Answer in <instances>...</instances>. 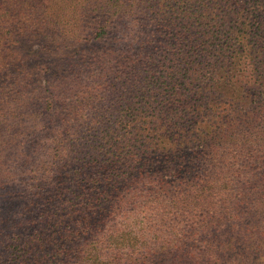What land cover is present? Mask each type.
Here are the masks:
<instances>
[{
  "label": "trees",
  "instance_id": "obj_1",
  "mask_svg": "<svg viewBox=\"0 0 264 264\" xmlns=\"http://www.w3.org/2000/svg\"><path fill=\"white\" fill-rule=\"evenodd\" d=\"M71 8L50 100L0 47V264H264V0Z\"/></svg>",
  "mask_w": 264,
  "mask_h": 264
},
{
  "label": "rangeland",
  "instance_id": "obj_2",
  "mask_svg": "<svg viewBox=\"0 0 264 264\" xmlns=\"http://www.w3.org/2000/svg\"><path fill=\"white\" fill-rule=\"evenodd\" d=\"M74 1L76 0H0V47L7 51L10 48L18 49L20 58L28 55L29 62L26 63L28 70H32L38 62L32 51H40L37 54L42 56L44 62L35 69L36 79L34 76L28 77L27 81L20 80L19 85L22 87L23 83L26 84L29 93L42 94L43 99L50 100L56 87L65 82V80L52 81L53 77L48 79L45 70L48 60L51 61L52 57L54 59L60 55L65 57L71 54L70 51L76 46V43L68 42L72 32V27L69 25L72 23L71 6ZM66 23L67 25L61 30L63 38L57 39V28ZM5 33L12 34L10 42H5V38L10 37V34L6 36ZM93 36L90 33L85 35L84 39H91ZM41 38L47 40L46 43L40 40ZM54 40H57V43ZM2 104L0 102V110L4 108ZM6 108L9 109L10 106ZM171 241L172 239L168 237V242L165 243ZM158 243L154 242L152 246L157 247ZM186 252L187 249L183 248L174 251L173 254L167 252L155 258L152 256L146 264H209L210 259L202 261L199 257L200 253L191 251L187 256Z\"/></svg>",
  "mask_w": 264,
  "mask_h": 264
}]
</instances>
